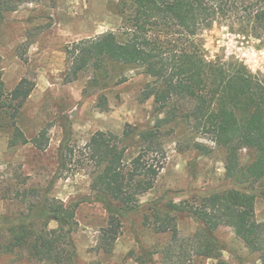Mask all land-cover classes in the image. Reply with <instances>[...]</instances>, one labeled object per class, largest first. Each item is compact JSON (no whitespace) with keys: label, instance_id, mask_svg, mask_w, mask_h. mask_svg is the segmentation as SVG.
Here are the masks:
<instances>
[{"label":"trees","instance_id":"1","mask_svg":"<svg viewBox=\"0 0 264 264\" xmlns=\"http://www.w3.org/2000/svg\"><path fill=\"white\" fill-rule=\"evenodd\" d=\"M25 1L0 0V21ZM118 9L124 19L118 31L65 46V80L73 82L92 67L94 81L106 87L112 84L115 67L141 68L152 79L139 98L154 99L156 118L145 125L127 123L121 132L98 130L74 155L65 153L71 140L70 125L66 126L53 182L77 170L87 171L92 194L84 200L103 204L108 213L99 237V249L105 253L113 251L125 223L142 214L145 227L168 235L167 241L148 252L150 257L160 253L165 264L218 257L227 249L215 235L222 226L233 228L264 264V221L256 217V199L264 198V71L254 72L244 62L220 55L210 57L201 39L204 31L228 24L264 42V6L255 0H119ZM35 86L34 80L23 77L8 89L0 70V114L13 128L10 146L33 143L44 149L47 145L45 131L29 139L18 124ZM99 105L109 108L106 95L100 96ZM241 110H252L246 125L238 115ZM184 124L225 150L226 175L235 186L195 190L178 201L167 193L142 201L165 167L166 139ZM194 146L202 154L212 150L200 141ZM132 147L136 151L130 155ZM242 149L255 152L251 163H241ZM15 197L25 210L0 214V235H4L0 249L39 264H77L74 235L81 201L67 204L52 196L50 188L43 192L35 186L18 188ZM182 215L197 222L194 233H181ZM52 222L57 226L50 227Z\"/></svg>","mask_w":264,"mask_h":264},{"label":"rangeland","instance_id":"2","mask_svg":"<svg viewBox=\"0 0 264 264\" xmlns=\"http://www.w3.org/2000/svg\"><path fill=\"white\" fill-rule=\"evenodd\" d=\"M119 0H27L16 11L0 21V70L8 89L23 77L36 86L22 108L18 124L29 139L45 131L47 145L33 143L10 146L13 128L8 117L0 114V214H17L25 204L16 198L18 188L38 187L67 204L81 201L77 209V264H165L160 253L149 256L167 241L168 235L156 234L143 225L142 214L132 217L111 253L99 249L101 228L108 213L103 204L91 196V180L85 170H75L68 178L55 182L61 145L66 142L65 127L70 125L71 140L65 153L74 155L98 130L121 132L127 123L145 125L155 120L154 99L142 102L139 95L152 78L141 68L115 67L112 84L94 81L92 67L82 71L73 82H66L65 46L73 41L118 31L124 19L118 9ZM264 6V0H255ZM239 26L217 25L204 31L202 41L208 55L224 60L244 62L252 71H264V42L260 38L239 33ZM112 71V70H111ZM104 79V78H103ZM106 79V78H105ZM108 78L105 80L107 81ZM108 98L109 108L99 105L100 96ZM252 110L238 115L246 125ZM195 141L206 143L212 150L202 154ZM167 159L155 187L141 196L149 201L165 193L179 200L192 191H210L235 186L226 175V152L211 140L198 135L189 125H181L166 139ZM136 147H132L133 155ZM255 152L242 149L240 161H253ZM258 187V185L256 186ZM256 217L264 221V198L256 199ZM183 235L194 233L198 224L189 216H180ZM57 226L52 222L50 227ZM215 235L227 249L218 257L198 256L192 264H259V256L236 235L233 228L222 226ZM4 235H0V242ZM137 257H144L141 262ZM0 264H39L28 257L0 249Z\"/></svg>","mask_w":264,"mask_h":264}]
</instances>
